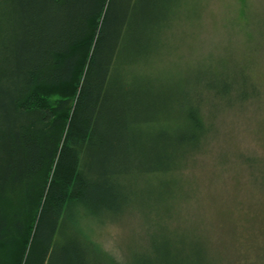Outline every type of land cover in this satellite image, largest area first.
<instances>
[{"label": "trees", "instance_id": "obj_1", "mask_svg": "<svg viewBox=\"0 0 264 264\" xmlns=\"http://www.w3.org/2000/svg\"><path fill=\"white\" fill-rule=\"evenodd\" d=\"M183 8L0 0V264H114L76 229L70 201L101 220L157 223L128 264H231L186 184L214 117L264 101V20L190 36L191 52ZM161 189L165 211L153 214Z\"/></svg>", "mask_w": 264, "mask_h": 264}, {"label": "rangeland", "instance_id": "obj_2", "mask_svg": "<svg viewBox=\"0 0 264 264\" xmlns=\"http://www.w3.org/2000/svg\"><path fill=\"white\" fill-rule=\"evenodd\" d=\"M180 1L184 4L180 34L191 52L194 44L189 42L190 36H225L229 31L223 25L235 17L252 31H256L253 23L264 20V0ZM208 50L213 51V46ZM182 65L174 63L172 67ZM219 118L214 117L213 135L186 186L196 185L202 193L206 220L200 226L208 224L214 245L227 246L230 263L264 264V101L251 103L240 113L225 114L222 122ZM159 194L162 197H152L161 201L153 198L148 205L153 214L165 211L164 189ZM67 208L82 237L114 264H128L125 251L144 240L140 238L142 230L150 232L157 224L150 219V225L140 222L136 212L127 213L121 223L118 212L112 216L115 222L101 220L77 201H70Z\"/></svg>", "mask_w": 264, "mask_h": 264}]
</instances>
